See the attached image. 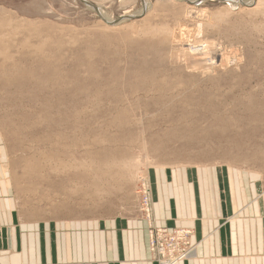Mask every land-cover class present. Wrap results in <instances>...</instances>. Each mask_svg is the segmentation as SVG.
I'll return each instance as SVG.
<instances>
[{"label": "rangeland", "instance_id": "1", "mask_svg": "<svg viewBox=\"0 0 264 264\" xmlns=\"http://www.w3.org/2000/svg\"><path fill=\"white\" fill-rule=\"evenodd\" d=\"M194 1L144 0L112 27L101 12L140 15L141 0H88L102 18L79 0H0L2 161L24 217L154 224L157 188L187 169L264 185V7ZM196 41L213 51L186 55Z\"/></svg>", "mask_w": 264, "mask_h": 264}, {"label": "crops", "instance_id": "2", "mask_svg": "<svg viewBox=\"0 0 264 264\" xmlns=\"http://www.w3.org/2000/svg\"><path fill=\"white\" fill-rule=\"evenodd\" d=\"M1 148L0 141V264H158L148 224L137 216L26 221ZM170 174L157 188L152 218L192 230L193 249L177 264H264L260 178L225 168Z\"/></svg>", "mask_w": 264, "mask_h": 264}, {"label": "bare ground", "instance_id": "3", "mask_svg": "<svg viewBox=\"0 0 264 264\" xmlns=\"http://www.w3.org/2000/svg\"><path fill=\"white\" fill-rule=\"evenodd\" d=\"M86 1H88V0H86ZM225 1H231V0H225ZM233 1H236L237 3H239L240 1H242V3H244L243 5H245L244 7L245 8H248L250 11H252L253 13H255V14H261L262 12H263V8H261V7H264V0H233ZM196 3V2H195ZM242 5V4H241ZM100 7V6H99ZM99 7H97L98 8V10L100 9ZM103 11V10H102ZM141 12V10L140 11H138V13H140ZM102 13V16H103V19H105L106 21V23L108 24V23H110V24H113V22L115 21V19H112L111 18V16H109V15H107L104 11L103 12H101ZM127 16V14H124L122 17H126ZM136 16H140L139 14H137ZM124 19H121V20H118V22H116V23H114V25H112V27H114L115 25H121L122 23H124ZM109 25V24H108ZM109 26H111V25H109ZM146 30H148V32H150V33H152V34H154V35H156V36H158V34H161V33H163L164 34V36H165V34H166V37L167 36H171L172 34V32H170L169 30H168V28H166V27H162V26H158V27H146L145 28ZM174 30V29H173ZM179 33V32H178ZM175 35H177L176 37L178 38V40L180 39L181 41H183L184 42V40H182V38H184L183 36H184V34L183 35H179V34H177V32H176V34ZM187 35V34H186ZM164 36H162V37H164ZM159 37H161V36H159ZM170 38V37H169ZM166 39V38H165ZM161 40V39H160ZM168 40V39H167ZM174 40V39H173ZM187 41V40H186ZM167 42V41H166ZM182 42V43H183ZM4 43H5V41H2V44L4 45ZM189 43H190V41H189ZM188 42H187V44H189ZM188 46V45H187ZM5 49H6V47H4V49H1L0 50V53L1 54H4V56L5 57H8L9 55L7 54V52L5 51ZM213 49H214V46L212 45V44H210V42L208 43V44H203V45H201V44H198L197 43V41L196 42H194V44L192 43V45H191V47L189 46L188 48H183L182 49V51L183 52H185L186 53V55L188 54V52H191V51H193V53H194V51H198L200 54H203L204 53V51L205 52H212L213 51ZM204 55V54H203ZM203 55H200V56H203ZM202 58V57H201ZM188 64V63H187ZM121 152V151H120ZM119 152V153H120ZM123 158V157H122ZM121 158V159H122ZM129 159V158H128ZM123 161V160H122ZM61 162V161H60ZM109 162V161H108ZM112 162V161H111ZM36 163H34V162H32L31 160L29 161V162H27V164H25V166H24V168L23 169H25L24 170V174L25 173H27V171H30V170H35L36 168H38V165H35ZM125 164H127V163H125ZM124 164V165H125ZM120 165V164H119ZM131 165V164H130ZM34 166H36V167H34ZM57 166V165H56ZM63 166H66V164L64 163V165ZM114 167V166H113ZM120 167V166H119ZM40 168V167H39ZM58 168V167H57ZM112 168V167H111ZM125 168V167H124ZM127 168H128V166H127ZM45 169V168H44ZM120 169V168H119ZM122 169V168H121ZM130 169H131V167H130ZM151 169V168H150ZM203 169V168H202ZM100 170V169H99ZM188 170V169H187ZM102 171V170H101ZM127 171V170H126ZM137 171V170H136ZM39 172H41L40 170H39ZM108 172V171H107ZM112 172V171H111ZM114 172V171H113ZM116 172V171H115ZM128 173H129V175L133 178V176L134 175H136L137 174V172H135L134 170L133 171H128ZM150 173V172H149ZM116 174H118V173H116ZM127 174V173H126ZM106 175H107V173H106ZM104 176V175H103ZM138 176V175H137ZM117 177V176H116ZM118 177H119V175H118ZM117 177V178H118ZM125 177V176H124ZM129 177V176H128ZM135 177V176H134ZM150 177V176H149ZM19 178V177H18ZM103 178V177H102ZM106 178V177H105ZM92 179V178H91ZM119 179V178H118ZM117 179V180H118ZM106 180H108V177H107V179ZM112 180V179H111ZM129 180H130V178H129ZM133 180V179H132ZM17 181V184H19V179L18 180H16ZM31 181V180H30ZM114 182V181H113ZM94 184H97V182L95 181V183ZM100 184V183H99ZM20 185V184H19ZM116 185V184H115ZM106 186H107V184H106ZM103 187V186H102ZM116 187V186H115ZM113 190V189H112ZM116 190V189H115ZM91 191V190H90ZM95 191H96V193H98L99 192V194H100V192H102V191H105V189H102L101 188V190H100V188H98V187H96V189H95ZM117 191V190H116ZM103 194V193H102ZM92 195V194H91ZM101 197V196H100ZM23 218V217H22ZM24 219L26 220V219H28V218H26V217H24ZM23 219V220H24ZM38 219V218H37ZM27 221V220H26ZM147 224H148V238H149V242H150V234H149V226H150V224H149V222H147ZM188 229V231H189V233H190V237L192 236V230L191 229H189V228H187ZM191 241V243H192V247H193V245H194V243L192 242V237H191V239H190ZM190 248V249H193V248ZM190 249H188L185 253H184V255H182L181 257H180V259H178L176 262H174V263H172V264H177L178 262H180V260H182V259H184L186 256H187V254L190 252ZM150 251H151V253L153 254V257L156 259V255H155V253H153L152 252V250H151V246H150ZM189 255V254H188ZM157 261V260H156ZM159 264H168V260H165V261H157Z\"/></svg>", "mask_w": 264, "mask_h": 264}, {"label": "built area", "instance_id": "4", "mask_svg": "<svg viewBox=\"0 0 264 264\" xmlns=\"http://www.w3.org/2000/svg\"><path fill=\"white\" fill-rule=\"evenodd\" d=\"M145 205H148V194L144 188ZM147 216H149V209L146 208ZM148 222V220H147ZM149 234L150 246L153 253L156 255L157 261L168 260V264L176 262L184 253L192 247L190 242L191 237L188 229L179 228L170 230L166 227H157L149 219Z\"/></svg>", "mask_w": 264, "mask_h": 264}, {"label": "water", "instance_id": "5", "mask_svg": "<svg viewBox=\"0 0 264 264\" xmlns=\"http://www.w3.org/2000/svg\"><path fill=\"white\" fill-rule=\"evenodd\" d=\"M82 4H85V5H88V6H90L91 8H93L94 9V11L97 13V15L98 16H100V18H102L101 17V15H100V13H99V11H98V8L95 6V5H92V4H90V2H88V1H86V0H79ZM184 1H188V0H184ZM222 1H225V0H222ZM196 2V4H199L200 2H201V0H195L194 2H192V3H195ZM240 4H244V3H242V1H240L239 2ZM141 4H143V10H142V12H141V14H140V16H136V15H128V16H126V17H120V18H117V19H115V21L113 22V24H110V25H114V23H116V22H118V20H121V19H124V20H127V19H132V18H138V17H141L142 15H143V13L145 12V8H146V3L144 2V0H141Z\"/></svg>", "mask_w": 264, "mask_h": 264}]
</instances>
